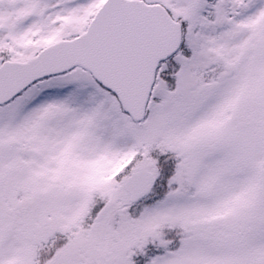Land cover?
I'll list each match as a JSON object with an SVG mask.
<instances>
[{
  "label": "snow or ice",
  "instance_id": "6c2138e0",
  "mask_svg": "<svg viewBox=\"0 0 264 264\" xmlns=\"http://www.w3.org/2000/svg\"><path fill=\"white\" fill-rule=\"evenodd\" d=\"M0 264H264V0H0Z\"/></svg>",
  "mask_w": 264,
  "mask_h": 264
}]
</instances>
